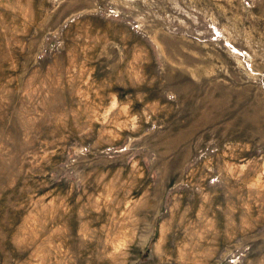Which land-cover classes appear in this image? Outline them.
Returning a JSON list of instances; mask_svg holds the SVG:
<instances>
[{"label": "rangeland", "instance_id": "obj_1", "mask_svg": "<svg viewBox=\"0 0 264 264\" xmlns=\"http://www.w3.org/2000/svg\"><path fill=\"white\" fill-rule=\"evenodd\" d=\"M0 264H264V0H0Z\"/></svg>", "mask_w": 264, "mask_h": 264}]
</instances>
